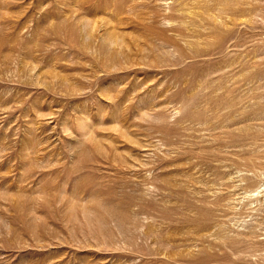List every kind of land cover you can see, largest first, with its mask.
Segmentation results:
<instances>
[{
  "label": "rangeland",
  "instance_id": "obj_1",
  "mask_svg": "<svg viewBox=\"0 0 264 264\" xmlns=\"http://www.w3.org/2000/svg\"><path fill=\"white\" fill-rule=\"evenodd\" d=\"M0 264H264V0H0Z\"/></svg>",
  "mask_w": 264,
  "mask_h": 264
}]
</instances>
